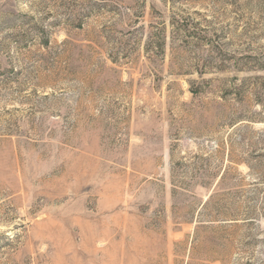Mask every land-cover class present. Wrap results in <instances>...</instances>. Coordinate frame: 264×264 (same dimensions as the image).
<instances>
[{"label":"rangeland","instance_id":"rangeland-1","mask_svg":"<svg viewBox=\"0 0 264 264\" xmlns=\"http://www.w3.org/2000/svg\"><path fill=\"white\" fill-rule=\"evenodd\" d=\"M0 264H264V0H0Z\"/></svg>","mask_w":264,"mask_h":264},{"label":"trees","instance_id":"trees-1","mask_svg":"<svg viewBox=\"0 0 264 264\" xmlns=\"http://www.w3.org/2000/svg\"><path fill=\"white\" fill-rule=\"evenodd\" d=\"M194 93L196 92V90L193 91ZM228 168L229 166L227 165L225 168H224V171L222 172V175H221V179H220V182H223L227 179V172H228ZM211 198V197H210ZM211 201V199H210ZM210 203H206L202 208H207L209 206ZM207 206V207H205ZM228 212H226V214L224 215H221V214H217L215 216H211L210 217V224H207L208 226L210 227H215L216 225H219V226H225V225H228V224H235L239 219H242L240 217H244L243 219H249L251 218L250 215L253 214V212H251L250 210H247L246 214H243L241 211L238 210L237 207H234V206H231L229 207V209L227 210ZM203 225V224H201ZM201 225H198L197 228H196V236L198 234V230L199 228H201Z\"/></svg>","mask_w":264,"mask_h":264}]
</instances>
